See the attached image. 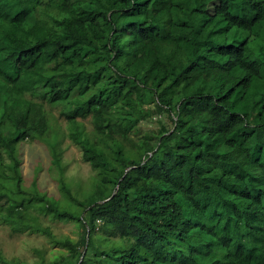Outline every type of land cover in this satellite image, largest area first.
I'll use <instances>...</instances> for the list:
<instances>
[{
    "label": "trees",
    "instance_id": "trees-1",
    "mask_svg": "<svg viewBox=\"0 0 264 264\" xmlns=\"http://www.w3.org/2000/svg\"><path fill=\"white\" fill-rule=\"evenodd\" d=\"M56 105L96 171L74 205L23 186L21 142L62 167ZM0 219L66 248L36 264H264V0H0Z\"/></svg>",
    "mask_w": 264,
    "mask_h": 264
},
{
    "label": "rangeland",
    "instance_id": "rangeland-1",
    "mask_svg": "<svg viewBox=\"0 0 264 264\" xmlns=\"http://www.w3.org/2000/svg\"><path fill=\"white\" fill-rule=\"evenodd\" d=\"M52 113L51 125L53 130L59 128L63 133L58 139L62 167L53 162L52 152L48 143L41 139L21 142L18 152L22 159L21 171L23 175V186L30 189L36 182L37 188L45 192L61 204L74 202L62 191L60 178L70 184L74 194L83 197L91 189V181L96 175L92 166L83 160L82 151L72 142L67 135V119L61 114L63 105L54 107L46 106ZM86 130H91L92 122L90 118L84 120ZM144 125L142 130L151 126ZM53 130L47 135H52ZM45 135V136H47ZM134 137L138 135L132 134ZM43 227H48L52 233L58 237H69L72 240L81 239L85 232L76 219H60L50 213H43L36 209H31ZM0 250L8 258H16L20 261L36 264L41 261L51 262L56 256L66 251V248L54 243L46 234L37 230L14 231L11 226L0 219Z\"/></svg>",
    "mask_w": 264,
    "mask_h": 264
},
{
    "label": "bare ground",
    "instance_id": "bare-ground-1",
    "mask_svg": "<svg viewBox=\"0 0 264 264\" xmlns=\"http://www.w3.org/2000/svg\"><path fill=\"white\" fill-rule=\"evenodd\" d=\"M227 173V172H226ZM230 174V173H229ZM226 175V174H225Z\"/></svg>",
    "mask_w": 264,
    "mask_h": 264
}]
</instances>
